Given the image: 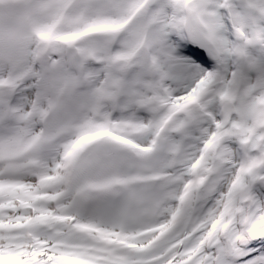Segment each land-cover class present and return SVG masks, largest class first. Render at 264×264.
<instances>
[{
	"label": "snow or ice",
	"instance_id": "1",
	"mask_svg": "<svg viewBox=\"0 0 264 264\" xmlns=\"http://www.w3.org/2000/svg\"><path fill=\"white\" fill-rule=\"evenodd\" d=\"M0 264H264V0H0Z\"/></svg>",
	"mask_w": 264,
	"mask_h": 264
}]
</instances>
